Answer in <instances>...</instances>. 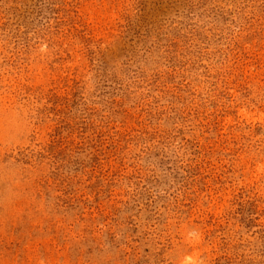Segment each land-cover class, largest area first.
<instances>
[{"label":"rangeland","instance_id":"374dc122","mask_svg":"<svg viewBox=\"0 0 264 264\" xmlns=\"http://www.w3.org/2000/svg\"><path fill=\"white\" fill-rule=\"evenodd\" d=\"M0 264H264V0H0Z\"/></svg>","mask_w":264,"mask_h":264}]
</instances>
